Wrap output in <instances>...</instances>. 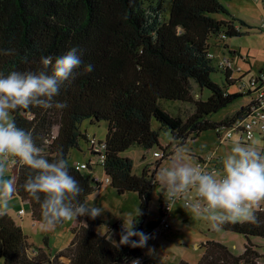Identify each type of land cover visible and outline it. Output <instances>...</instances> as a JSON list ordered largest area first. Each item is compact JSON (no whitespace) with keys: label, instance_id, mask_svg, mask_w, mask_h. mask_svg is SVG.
Segmentation results:
<instances>
[{"label":"trees","instance_id":"16d2710c","mask_svg":"<svg viewBox=\"0 0 264 264\" xmlns=\"http://www.w3.org/2000/svg\"><path fill=\"white\" fill-rule=\"evenodd\" d=\"M218 14L230 16L220 0H0V72L38 71L41 57L55 58L71 48L77 49L82 61L74 69L75 75L59 86L53 98L54 102H65L66 108L45 110L29 106L10 113L18 128L31 133L41 155L51 161L62 154L69 174L83 189L77 202L88 205V198L102 188L94 181L100 175V167L101 176L110 178L109 185L117 193L139 195L141 212L132 223L134 230L142 232L163 162L171 161L178 148L205 132L215 131L221 139V128L244 117L250 103L222 122L211 119L246 95L233 93L230 88L239 85L247 74L234 80L232 70L225 71L228 88L212 79L216 69L210 39L225 35V42L241 37V27L236 24L246 26L231 16L229 20H219ZM89 64L92 71L85 72L84 67ZM195 86L210 91L209 97L203 100L195 95ZM161 101L191 104V112L185 118L172 116ZM85 121L92 125L107 123L105 140L98 141L82 132ZM154 122L158 129H154ZM163 129L170 131L177 145L172 151L170 146L160 144ZM81 140L89 144V153L95 159L72 164L70 154L79 150ZM134 146L147 151L157 147L162 151L158 152L162 157L157 158L160 160L154 172L145 169L141 176L134 174L132 160L123 156ZM77 164L87 168L79 170ZM33 174V170L13 157V195L21 199L23 206L19 211L24 209L34 223L42 224L40 202L24 188ZM253 214L254 222L229 221L220 227L247 238L243 255L236 256L224 244L209 241L202 245L205 253L198 264L264 262V254L251 240L264 239V212L255 210ZM65 221L55 227H62ZM103 225L106 222L98 216L74 218L72 240L64 251L51 256L35 250L36 255L31 257L32 246L22 227L2 213L0 264H125L143 256V248L114 244L109 234L96 232ZM110 227V233L113 229L124 231L118 224ZM63 257L69 263H64Z\"/></svg>","mask_w":264,"mask_h":264},{"label":"rangeland","instance_id":"374dc122","mask_svg":"<svg viewBox=\"0 0 264 264\" xmlns=\"http://www.w3.org/2000/svg\"><path fill=\"white\" fill-rule=\"evenodd\" d=\"M220 2L231 17L246 24L243 27L238 22L236 24V26L241 27L243 33L241 37L228 38L225 42L220 37H213L209 41L211 53L214 55L213 65L216 69V72L212 74V79L221 87L228 88L225 71L221 68L226 58L232 62L231 70L234 80L247 74L244 81H249L264 70V0H220ZM230 16L218 14L216 18L229 20ZM226 67L230 68L229 65ZM230 91L240 93L238 85L232 86ZM194 94L206 100L210 91H201L198 86H195ZM251 97L244 95L238 98L233 104L214 114L211 119L219 123L233 116L242 107H246L250 103ZM161 104L172 116H182L183 118L191 112L192 108L191 104L182 102L161 101ZM107 126L105 122L92 125L89 121H85L81 125V130L87 132L90 138L95 137L98 141H104ZM153 127L158 129V123L154 122ZM221 129V135L224 136L227 128ZM216 134L215 131H209L202 134L197 140H188L181 147L186 149L183 162L196 165L199 158H215L219 161L222 173L221 160L230 150L233 141H238L243 146H251L259 153L264 154V139L259 136L249 142L245 138L241 139V135L235 134L233 139L221 143ZM160 144L163 147L170 146L169 151L177 147L170 131L166 129L160 131ZM155 152L162 151L157 147L147 151L139 146H134L126 151L123 156L132 160L134 174L141 176L145 169L154 172L156 163L160 160L154 157ZM13 157L12 155L0 154V178L11 179ZM175 158L176 152L171 161L163 162L160 170L171 166ZM94 159L95 157L89 153V144L84 140L80 141L79 150H72L70 154L72 164L86 163ZM97 173L100 174L99 176L102 175L100 167H97ZM161 197H167L165 185L157 179L150 197L148 215L143 221L142 228V232L149 236L143 251L151 258L152 264H179L181 261L198 264L205 253L202 245L209 241L224 244L236 256L243 255L247 244V238L244 235L228 232L221 228L218 230L211 229L209 221L197 217L189 209L184 208V202L181 201L173 204L170 219L171 228L165 233L157 234L156 227L160 219ZM185 198L195 202V189H189ZM87 202L90 206L100 207L104 210L98 217L105 221L106 225L96 228V232L101 235H106L108 227L111 226L110 228H112L115 224L122 227L124 224L127 227L141 212V200L137 193L120 195L108 184L102 185V188L93 193ZM263 203L264 199L255 202L253 212L258 210ZM22 207L21 199L12 195L8 201V207L0 209V214L9 215L17 225L22 227L24 234L29 238L30 246H32L31 257L36 255L33 252L35 250H43L48 255L56 256L69 246L72 240L71 228L74 224V218L66 220L60 228L54 227L50 230H43L41 224L32 221L29 212L20 218L18 210ZM25 209L28 211V206H25ZM118 233L122 234L121 232ZM113 237L119 242L120 235H117V232H114ZM251 240L264 254V239L252 237ZM197 245L200 248L196 247ZM61 260L64 263H69L67 258L63 257ZM259 264H264V262L260 261Z\"/></svg>","mask_w":264,"mask_h":264},{"label":"clouds","instance_id":"9594fccd","mask_svg":"<svg viewBox=\"0 0 264 264\" xmlns=\"http://www.w3.org/2000/svg\"><path fill=\"white\" fill-rule=\"evenodd\" d=\"M26 59V58H25ZM38 71L0 72V154L18 158L22 165L33 170L25 181L29 195L40 202L43 230H50L63 220L87 216L95 219L104 210L100 207L77 202L83 189L69 174L67 162L61 153L49 160L41 155L29 131L18 128L10 113L18 108L38 106L42 109H64L65 102H54L59 86L75 75L74 69L82 61L76 48L64 55L40 58ZM92 71V65L84 67ZM186 149L178 148L171 166L161 169L157 179L165 185L169 200L181 197L189 189H195L197 200L188 199L184 208L197 217L209 221L213 230L225 222H254L253 205L264 199V154L251 146L233 141L230 150L223 156L222 174L208 172L199 165L183 162ZM12 179L0 178V209L8 207L15 192ZM109 185V184H108ZM41 194L43 196L41 197ZM135 223L123 224L119 245L143 248L149 236L134 230ZM132 237H136L132 240ZM115 244V241H113ZM132 264H139L133 260Z\"/></svg>","mask_w":264,"mask_h":264},{"label":"built area","instance_id":"2783aa9c","mask_svg":"<svg viewBox=\"0 0 264 264\" xmlns=\"http://www.w3.org/2000/svg\"><path fill=\"white\" fill-rule=\"evenodd\" d=\"M264 28V24H263ZM226 36L223 35L221 40H225ZM212 57L214 55H211ZM224 64H222V69L224 71L231 70V64L232 62L226 58L224 60ZM229 65L230 68H227L226 66ZM239 91L242 94L250 95L251 101L249 104L248 110L245 112L244 117L238 120H235V122L232 123V125H229L224 133V136H221V142H226L234 138L235 134L241 135V139L245 138L247 141H253L258 136L264 139V70L261 71L258 75L255 77H252L249 81H241L238 85ZM99 152V151H98ZM155 158H161L162 154L155 152L154 153ZM196 165H199L203 169H205L208 172H214L217 175H221V169L219 166V161L215 158H199ZM87 166L85 164H77V169L84 170ZM94 181L99 184H110V178L106 176H95ZM184 193L181 197L175 199V200H169L168 198L164 200L161 204V212H160V219L158 223V234H162L167 232L171 228V212L173 204L177 201H184L185 199ZM197 200V197H196ZM258 211L264 212V203L258 208ZM20 216L26 215V212L24 209H21L19 211ZM119 225V224H118ZM119 227L123 229L122 226L119 225ZM112 229V228H111ZM110 229V230H111ZM114 230V229H113ZM134 260H137L139 264H150L148 259L144 256H139L135 258ZM131 260L129 263L125 264H132Z\"/></svg>","mask_w":264,"mask_h":264},{"label":"crops","instance_id":"0c3cea01","mask_svg":"<svg viewBox=\"0 0 264 264\" xmlns=\"http://www.w3.org/2000/svg\"><path fill=\"white\" fill-rule=\"evenodd\" d=\"M217 138L220 139L218 136H217ZM220 142H221V140H220ZM221 143H222V142H221ZM201 159H203V157H202ZM156 183H157V175H156ZM186 193H187V192H186ZM185 196H186V194H185ZM166 199H167V197H166V198L161 197V204H162V202H163L164 200H166ZM185 199H186V198H185ZM181 202H184V201H181ZM18 211H19V210H18ZM160 212H161V205H160ZM159 214H160V213H159ZM100 219H101V218H100ZM114 232H117V235H121V234L118 233V231H115V230H113L111 233L108 231V233H106V234H109V238H110V240L115 241V243L118 244L119 242H118L116 239H114V237H113ZM156 232H157V234L159 233V232H158V225H157V227H156ZM103 235H104V234H103ZM196 247L200 248L199 245H197ZM142 255H143L145 258L148 259V261H149L150 264H152V263H151V258H150L149 256H147L143 250H142Z\"/></svg>","mask_w":264,"mask_h":264}]
</instances>
